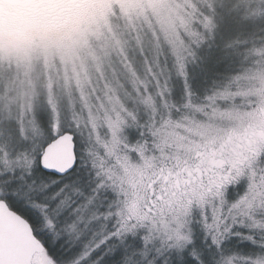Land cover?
<instances>
[{
	"label": "snow or ice",
	"instance_id": "snow-or-ice-1",
	"mask_svg": "<svg viewBox=\"0 0 264 264\" xmlns=\"http://www.w3.org/2000/svg\"><path fill=\"white\" fill-rule=\"evenodd\" d=\"M0 264H264V0H0Z\"/></svg>",
	"mask_w": 264,
	"mask_h": 264
}]
</instances>
